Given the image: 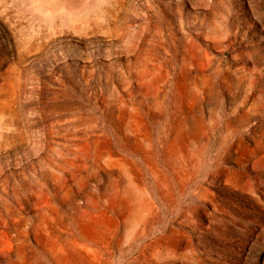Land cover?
I'll use <instances>...</instances> for the list:
<instances>
[{"label": "rangeland", "instance_id": "rangeland-1", "mask_svg": "<svg viewBox=\"0 0 264 264\" xmlns=\"http://www.w3.org/2000/svg\"><path fill=\"white\" fill-rule=\"evenodd\" d=\"M0 264H264V0H0Z\"/></svg>", "mask_w": 264, "mask_h": 264}]
</instances>
